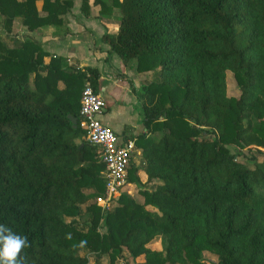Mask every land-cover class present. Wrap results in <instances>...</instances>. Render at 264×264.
I'll list each match as a JSON object with an SVG mask.
<instances>
[{"label":"trees","instance_id":"trees-1","mask_svg":"<svg viewBox=\"0 0 264 264\" xmlns=\"http://www.w3.org/2000/svg\"><path fill=\"white\" fill-rule=\"evenodd\" d=\"M94 3L98 16L119 13L101 37L108 52L154 74L130 83L145 131L123 136L135 146L127 181L113 208L99 206L104 163L78 123L99 69L29 35L0 39V224L28 238L22 264H89L82 250L92 264L124 251L132 264H264V0ZM72 4L0 0V16L7 32L14 19L28 31L61 27ZM131 183L142 200L127 194Z\"/></svg>","mask_w":264,"mask_h":264},{"label":"crops","instance_id":"crops-1","mask_svg":"<svg viewBox=\"0 0 264 264\" xmlns=\"http://www.w3.org/2000/svg\"><path fill=\"white\" fill-rule=\"evenodd\" d=\"M89 6V11L86 13L82 10L80 2H74L64 16V25L42 26L36 33L39 37L37 39L44 50L52 55L66 58L68 64L99 69L98 92L107 103L106 110L99 116L102 123L114 129L122 137L144 132L140 103L130 86V83L135 88L141 86L136 80L138 73L132 64L126 66L116 53H109L108 45L101 40L105 32L115 33L118 25L111 28L106 19L97 15L96 6L90 3ZM60 28H63L61 35H59ZM45 60L47 61L48 57ZM118 72L126 75L128 79L125 81L123 75V79L121 75H116ZM123 99H129L128 105L131 104L137 109L135 120L127 105H118V101L124 102Z\"/></svg>","mask_w":264,"mask_h":264},{"label":"built area","instance_id":"built-area-1","mask_svg":"<svg viewBox=\"0 0 264 264\" xmlns=\"http://www.w3.org/2000/svg\"><path fill=\"white\" fill-rule=\"evenodd\" d=\"M106 108V100L87 83L81 93L78 123L84 132L83 139L99 148L100 157L104 163L102 174L105 193L96 198L97 204L103 208L121 194L135 150L132 138H123L114 129L100 121L99 116Z\"/></svg>","mask_w":264,"mask_h":264},{"label":"rangeland","instance_id":"rangeland-1","mask_svg":"<svg viewBox=\"0 0 264 264\" xmlns=\"http://www.w3.org/2000/svg\"><path fill=\"white\" fill-rule=\"evenodd\" d=\"M105 2V4H111V0H103ZM72 2L74 3H77V2H80L82 3V0H72ZM88 3H90L92 6H96V13L99 12V7L94 3V0H87ZM67 14V13H66ZM65 14V15H66ZM118 16H119V13H118V10L115 8V9H111L110 10V13H103L100 15V18H104L106 19V22H109V25L111 26V28H113V26L117 25V21H118ZM3 17L0 16V39L4 42H7L10 44L9 42V37L11 35H15L17 34L18 37H21V38H24V35H29L31 36L32 38H35V39H39V37H37L36 33L39 31L38 29L37 30H34V31H28L26 30V28L20 23L19 20L17 19H14L11 23V26L9 28V32L6 31L5 27H4V24H3ZM41 28V27H40ZM39 28V29H40ZM65 28V27H63ZM63 28H60L59 29V35H61V33L63 34ZM37 39V40H38ZM39 41V40H38ZM119 73V74H118ZM116 73V75H121V78H122V75H123V78L124 80L125 79H128L126 75L118 72ZM138 74V77L136 78V80L138 81L137 83H140V85L146 81H149V80H152L154 78V74L153 72H142V73H139L137 72ZM122 78V79H123ZM139 78V79H138ZM126 81V80H125ZM226 85H227V94L229 96H233V97H237L239 95V88H238V85L236 83V80L233 76V74L230 72V71H226ZM131 86V85H130ZM124 102H121V101H118V105H127L129 111H130V114L132 115L133 119L135 120V116H136V111L137 109L134 108L131 104L128 105V101L129 99H123ZM126 102V103H125ZM120 103H123V104H120ZM117 104V102H116ZM230 151L231 152H234L235 151V147L233 146H228ZM238 160H242L244 161L245 163H250V160L249 159H246V158H243L241 156H237L236 157ZM260 159V158H258ZM140 179L141 181L144 180V175H140ZM138 183H131L128 188H129V191L127 192L128 195H131L133 196L134 198H140V200H142V198L140 197V194L138 192ZM99 196H102V195H99ZM118 197V196H117ZM117 197H115V199L113 200L114 202H110L108 204L109 208H113L114 205H115V200L117 199ZM108 206H105L106 208H108ZM83 210V208H82ZM66 220H69V218H66ZM150 247L151 248H158L159 247V242H158V239H156L155 241H153L151 244H150ZM81 254H85L88 258H89V264H92L93 263V260H94V256L92 253H88L84 250H82L80 252ZM206 256L209 257V258H213L215 259V256H213L212 254H209V253H206ZM127 260V262H126ZM98 264H109V259L108 257L105 255V256H102L99 260H98ZM116 264H132L127 252L124 251L123 253V258H119L117 260V263Z\"/></svg>","mask_w":264,"mask_h":264},{"label":"clouds","instance_id":"clouds-1","mask_svg":"<svg viewBox=\"0 0 264 264\" xmlns=\"http://www.w3.org/2000/svg\"><path fill=\"white\" fill-rule=\"evenodd\" d=\"M85 242H81V246ZM30 247L28 238L14 232L7 225L0 224V264H22L20 254Z\"/></svg>","mask_w":264,"mask_h":264},{"label":"water","instance_id":"water-1","mask_svg":"<svg viewBox=\"0 0 264 264\" xmlns=\"http://www.w3.org/2000/svg\"><path fill=\"white\" fill-rule=\"evenodd\" d=\"M68 118L70 119V121L72 123V126L76 127L77 119L74 116L70 115V114L68 115Z\"/></svg>","mask_w":264,"mask_h":264}]
</instances>
